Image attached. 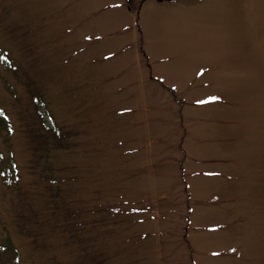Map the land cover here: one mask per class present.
Returning a JSON list of instances; mask_svg holds the SVG:
<instances>
[{
	"label": "rangeland",
	"instance_id": "obj_1",
	"mask_svg": "<svg viewBox=\"0 0 264 264\" xmlns=\"http://www.w3.org/2000/svg\"><path fill=\"white\" fill-rule=\"evenodd\" d=\"M0 119V264H264V0H0Z\"/></svg>",
	"mask_w": 264,
	"mask_h": 264
},
{
	"label": "trees",
	"instance_id": "obj_2",
	"mask_svg": "<svg viewBox=\"0 0 264 264\" xmlns=\"http://www.w3.org/2000/svg\"><path fill=\"white\" fill-rule=\"evenodd\" d=\"M35 112L37 114V121L38 124H40V127L42 129V136L44 137L43 140V146L44 148H46V152H44L42 155L45 157H50V155H47V151H50L51 148H55V147H62L67 145L66 142V138H67V134L64 132L62 133L59 129L57 128H52L49 125L46 124V120L44 119V115L45 113L43 111L40 110V106L38 104H35L34 106ZM4 125V120L0 119V130H7L5 128H3ZM11 131L8 130V133H10ZM66 142V143H65ZM14 181H17L16 179H14ZM69 211V210H68ZM71 212V211H69ZM10 240H8L9 242ZM4 249H10L11 251H13V256L14 257H18V251H16V248L13 246V244L11 242H9V244H4ZM89 254L85 253V256H83V258L81 259L82 263L84 264H90L89 260Z\"/></svg>",
	"mask_w": 264,
	"mask_h": 264
},
{
	"label": "flooded vegetation",
	"instance_id": "obj_3",
	"mask_svg": "<svg viewBox=\"0 0 264 264\" xmlns=\"http://www.w3.org/2000/svg\"><path fill=\"white\" fill-rule=\"evenodd\" d=\"M127 2H130L132 0H126ZM162 1H168V2H177V1H182V0H162ZM131 7H128V10H130Z\"/></svg>",
	"mask_w": 264,
	"mask_h": 264
},
{
	"label": "snow or ice",
	"instance_id": "obj_4",
	"mask_svg": "<svg viewBox=\"0 0 264 264\" xmlns=\"http://www.w3.org/2000/svg\"><path fill=\"white\" fill-rule=\"evenodd\" d=\"M6 59V58H5Z\"/></svg>",
	"mask_w": 264,
	"mask_h": 264
}]
</instances>
